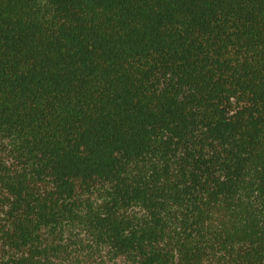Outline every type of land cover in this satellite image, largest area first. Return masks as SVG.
Wrapping results in <instances>:
<instances>
[{
    "label": "trees",
    "instance_id": "trees-1",
    "mask_svg": "<svg viewBox=\"0 0 264 264\" xmlns=\"http://www.w3.org/2000/svg\"><path fill=\"white\" fill-rule=\"evenodd\" d=\"M0 264H264V0H0Z\"/></svg>",
    "mask_w": 264,
    "mask_h": 264
}]
</instances>
